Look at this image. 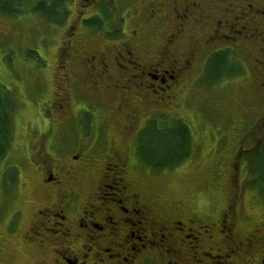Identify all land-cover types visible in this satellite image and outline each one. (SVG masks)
<instances>
[{
  "label": "flooded vegetation",
  "instance_id": "obj_1",
  "mask_svg": "<svg viewBox=\"0 0 264 264\" xmlns=\"http://www.w3.org/2000/svg\"><path fill=\"white\" fill-rule=\"evenodd\" d=\"M82 1L88 6L79 4L83 9L57 47V89L34 109L45 128L35 122L28 155L21 157L36 195L13 219L17 230L25 219L18 243L23 258L29 264H264V221L246 202L264 188V172L255 171L264 156V110L249 119L256 100H264V0ZM74 60L83 64L76 101V79L67 69ZM208 71L222 72L210 85L225 93L217 101L226 100L234 138L214 169L218 175L224 167L212 190L219 204L200 211L181 185L150 182L157 178L149 174L170 168L146 165L137 143L156 116L179 118L180 90L195 99L191 90L206 85ZM243 73L239 85L233 75ZM80 96L95 97L99 108L110 104L111 118L121 116L110 124L120 141L103 133L101 163L81 176L75 167L86 163L77 161L94 146L99 128L89 123L84 138L82 107L75 109Z\"/></svg>",
  "mask_w": 264,
  "mask_h": 264
},
{
  "label": "rangeland",
  "instance_id": "obj_2",
  "mask_svg": "<svg viewBox=\"0 0 264 264\" xmlns=\"http://www.w3.org/2000/svg\"><path fill=\"white\" fill-rule=\"evenodd\" d=\"M57 2L60 6L58 20L47 18L33 11H23L14 17L0 13V99L4 97L14 99V103L17 105V107L14 106L12 112V136L7 149L3 152L4 155L0 158V250L2 249L0 264H29V261L22 255L26 250L25 247L19 248L18 244L25 219L23 218L19 222L20 229L17 230L13 226L16 212L20 210L21 214H24L28 202L36 197L27 174L29 168L21 157L28 155L29 140L31 139L29 132L35 126V122L40 124L41 129L45 128V124L35 114L34 109L39 99L50 97L52 89H57L56 78L59 75L57 47L62 44L63 34L75 11L83 9L79 4L84 8L88 6L87 2L82 0H57ZM90 12L92 9H89V12L85 14ZM96 21L89 22L97 25ZM89 39L90 43L94 44L95 38L90 36ZM151 54L153 53L151 52ZM79 65L83 66L81 62L75 60L67 64V69L76 79V83L72 87L74 101H76L75 93L82 75ZM232 65L235 67L236 63L234 62ZM212 75H214V71H208L206 76L203 75L206 85L201 84L202 88L191 90V92L196 91L195 99L185 97L180 90V107L176 110V114L179 116L178 119L186 123L191 130L193 136L191 155L186 161L171 166L170 169L155 171L154 174L148 176V179L157 178L150 180L155 184L162 183L166 186L176 183V185H181V188L184 189L183 193L191 196L193 202L196 203V208L200 211L219 204V201H216L217 198L212 195L215 193H212V190L216 191L220 187L217 186L219 183L217 179L220 178L224 167L222 168L221 165V173L217 171L218 175L215 174L214 169L218 166V162L224 161L230 154L228 148L231 139L234 138L230 128L231 121L224 116V112L228 111L226 100L225 102L224 100L217 101L218 94L224 95L225 93L221 88L218 89L216 86L210 85L212 79L208 77ZM236 75L239 76L237 80ZM246 75L244 73L234 74L233 77L235 82L240 85L243 84ZM87 84L90 82L88 81ZM225 87L228 88V86ZM229 88L234 89V86ZM84 98V96H80L75 107V109L82 107L78 121L84 126L82 131L85 132L84 138L89 135V123L99 129L94 146L86 148V154L77 161V164L79 162L86 163L80 166V170L77 166L75 167L77 172L74 173L79 176H81L80 173L83 174L86 171L85 167H91V163H101L106 152L105 149L101 150L102 145L106 144L100 143L101 139H99V137H104L103 133L105 135L107 133V137L112 141H120L118 127L111 128L110 124L112 121L120 120L121 116L115 113L111 118L107 112L110 104L108 106L103 103L105 106L102 105L99 108V104L95 103V97H91L92 100ZM100 99L102 100V97ZM22 102L27 104L26 109L22 110L24 107ZM42 102H38L40 107ZM181 104H183L182 107ZM252 107L254 110L250 108V120L264 110V100H256ZM156 118L160 120L161 116H156ZM169 119L171 120V118ZM74 120H76V115L70 120V128H73ZM162 120L165 121V118L160 121ZM105 122H107L106 126ZM121 124L123 125L124 122ZM141 124L142 120L139 122V126ZM72 132L71 130L70 133L72 134ZM24 134H26L25 137ZM69 137L71 139V135ZM128 143L131 146L135 145V141L132 143L128 141ZM90 154H94L96 157H88L87 155ZM247 159L250 161L251 157ZM257 160V157H253V161ZM250 193L255 194L253 191ZM247 198L248 195L245 196V199ZM220 200L222 199L220 198ZM246 202H249L248 211H253L257 214L258 219L264 221V188L263 192L261 191V194L257 195L252 202ZM8 253L15 254V257L10 259V263ZM19 256L21 258L17 260Z\"/></svg>",
  "mask_w": 264,
  "mask_h": 264
},
{
  "label": "trees",
  "instance_id": "obj_3",
  "mask_svg": "<svg viewBox=\"0 0 264 264\" xmlns=\"http://www.w3.org/2000/svg\"><path fill=\"white\" fill-rule=\"evenodd\" d=\"M59 7L57 0H0V13L12 17L23 11H33L58 20ZM213 66L216 67L214 63ZM220 74L222 72L214 73L211 79L220 77ZM14 102V99L6 97L0 99V158L4 155L3 152L7 149L12 136V112L14 106L17 107ZM159 121L154 120L147 125L140 132L137 143L139 159L157 170L186 161L193 148V136L186 123L180 119ZM260 157L255 168L257 173L264 172V156Z\"/></svg>",
  "mask_w": 264,
  "mask_h": 264
}]
</instances>
